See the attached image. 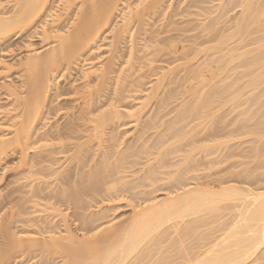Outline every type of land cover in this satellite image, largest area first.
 <instances>
[{
  "label": "bare ground",
  "instance_id": "6f19581e",
  "mask_svg": "<svg viewBox=\"0 0 264 264\" xmlns=\"http://www.w3.org/2000/svg\"><path fill=\"white\" fill-rule=\"evenodd\" d=\"M12 1L11 14L8 17L0 16V43L7 40L10 36H15L17 33L21 34L33 28L37 23H41L40 27L43 34H47L46 37L51 35L50 37L55 39V41H53L55 44L43 53L31 51L32 53L30 56L23 59L22 63L20 62L21 66L24 68L23 71H25L27 76L26 90L23 93L24 96L17 98V102L22 107V111L18 115L19 121L14 124L15 128L10 133V137H0V161L7 155L9 150H14L19 153L20 159L23 160V163L28 165L27 169L30 170L32 175H34L35 179V175L41 176L44 174V169H42L43 172H41V170H34L35 168L38 169V166L43 163L52 164L54 166L53 163L57 157L55 159L52 157L63 155V158L61 159L65 160V167L61 169L60 166L57 171L55 170L53 172V175H56L54 178L57 179V175L64 174L65 170L69 168L68 166L71 165L79 171V174H82L79 175L81 177L77 178V182H79L76 186L71 182L72 186L70 185L68 187H72L69 194H67L69 192L68 189L64 195L60 192L64 197L65 202H69L71 205H79V203L85 201H83V199L87 196L93 197L94 195H97V197L102 196V198L104 196L108 200L122 198L123 194L129 193L134 189H137L139 186V184L136 183L135 186H131L133 180H131V182L122 180L124 178H121L123 177L121 174L127 164H130L131 166L133 165V163H127L129 158H138V154H143L144 151L138 150L132 154H126L124 151V153L121 152L122 154L118 153L117 156H113L116 153L112 154V148L110 149L111 152L108 154L103 149H106L105 146L107 145L103 146V148L101 147L102 143L110 142V140H112V143L110 142L111 146L109 147H113V145L116 147L119 146L117 143L121 140L117 139L119 136L117 135V137H115V135L112 134L114 131H110L111 135H113V137H110V134H106L105 132L106 128H109L108 125L111 123L114 125L120 120V117L124 116L127 118H133V123H137L136 125L138 126L140 119H145L143 116L141 117L144 103H137V107L134 106L136 109L121 108L120 111L118 110L119 108L115 106V103L108 102V100L107 102L109 104H106L105 107V105H100L101 103L98 102V100L105 97V92L108 90L106 85H108L107 83L109 81H112L111 86L114 88L111 87V95L115 99L116 96H119L118 90H122L121 85L124 84V81L133 77L131 76L133 74L130 73L128 76H122L125 71L122 73L123 67H119V69L117 67L118 65L116 66L117 69L114 70L113 66H115L114 62L116 57L122 55L118 54L120 50L117 51V45H119L118 43H121L119 41L121 39L123 40V37L127 35L131 44H129L130 47L128 48V52L126 51L127 59H124L126 60L125 63L123 64L120 62L122 63L120 65H125L129 60H134L135 58L139 60L137 54H139L140 51L137 49L136 45L133 44L135 41L133 38L139 31H141L138 33L139 35L140 33H144L143 35L145 37V33L148 35L150 29H145V26L148 25L145 17H150L148 16V11L150 12L151 10L154 14L160 11L159 13L165 16L168 13L167 10L171 9L167 14V19L165 17L167 23L164 24L166 25L163 24L167 31L163 30L164 32H162V34H159L160 32H157L158 34H156L162 36L163 33L178 31L180 34L179 36L177 34V36L181 39L178 40L176 34H174L167 38L164 37V40L159 39L160 41H158L157 39L153 41L155 44V55L161 51L165 52L167 49L170 54H176L178 58L174 55L175 60L173 61H175V65L171 68H166V70L162 73L160 72L159 75L157 73L155 84L151 86V88L149 86L150 89L147 97H151L152 99L155 97V99L157 98L158 100V98H161L160 96H162L160 99L163 100L161 101L162 105L167 98L168 100H166V102L170 101L174 95L188 93V96H186L187 98L183 97L186 99V102L184 103L188 105V98L192 102H196L192 107H187L188 110L191 109V112L193 113L200 112V110H209L208 113H210V111H212L210 109H212L213 101H223L227 96H229V98H237L240 92L248 89L250 90V94L253 93L246 101L248 105H250L251 102L254 103V105L256 104L261 107L264 106V0H133L130 3L128 2L129 0H69L73 2L78 1V3L75 6L76 9L73 12L74 14H72L71 21L69 20L66 22L68 23V26H65L66 28L64 27L63 31L61 29L62 27H57L56 29L54 26H52L53 28L50 26L48 27L49 24L52 25V23L54 24L61 19L60 10L57 11V6H51V1H55L53 2L55 4L57 2L56 0ZM2 4L4 3L0 0V7L3 6ZM165 11L167 13H165ZM153 13L152 15H154ZM181 16L184 17V19L186 18V20L188 17L194 18H192V20H185L183 24L179 22L180 24H177L179 28H176V23H178L176 17H179L180 19ZM45 18H49L52 21L49 23L47 20H44ZM174 18L176 19V22H174ZM151 27H153V25ZM58 29L61 30L59 31ZM109 33H111L110 41L107 43L108 48H105L108 51L106 54H109V56L106 54L104 55L105 59L103 58V61L105 62L103 63V61H99L98 64H93L91 60H82L87 53L91 54L94 50L97 51L100 48H98L97 43L105 41V35ZM151 33L153 32L151 31ZM151 33L149 34L150 36L152 35ZM152 37L154 38L155 34L150 38ZM154 39H156V37ZM175 41L180 43L179 49L176 47L178 44ZM144 44H142V46ZM144 48L145 47L143 46L142 49ZM169 53L167 52V54ZM200 54L202 57L196 59ZM126 55L124 58H126ZM158 55H156V57H159L161 54ZM194 59L197 61L195 60V62ZM81 60L90 62L87 66H82L79 69L78 74L80 78H78L83 82L81 89H76L75 91L73 89L74 93L70 89V91L67 90L66 92L63 91L65 89H62L60 93L58 91L61 89L57 90L58 88H56L55 90V80H57L56 77H58V73L62 69L65 71L71 70V67L79 65L78 63ZM199 60L201 61L199 62ZM169 63L170 62H168V66ZM239 69L240 71L236 72ZM179 73L180 75L183 74L181 75L182 77ZM178 76L180 78H178ZM131 81H134V79ZM127 83L128 81L125 82L126 85ZM130 83H128L129 86L132 84H135V87L137 86L136 82L131 85ZM170 85H175L174 87L177 86L178 88V85H180L181 92H178L177 88V90L174 91L176 92L175 94L172 92H166V89L169 88L168 90L171 91L170 88H173ZM54 90L55 92H53ZM70 93L73 94V96L76 95V97H78L73 100L74 105H70L71 107H69L71 109L70 114H68V111L65 113V116L67 115V120L63 125H57L56 123L57 126H49L46 129L47 124L43 122L46 120L45 114L48 115V112L51 110L50 105L52 103L50 99L53 97L58 98L63 95H70ZM233 94H236V96H233ZM114 99L112 98L111 100L113 101ZM233 100H235V98L229 101ZM225 101H227V99H225ZM182 103L183 102H181V104ZM97 104H99V106ZM183 105L184 104H182V106ZM251 105L249 107H253ZM177 106H180V103ZM61 108H63V110L67 109V106ZM182 109H178L179 115L173 120H180V124L183 119L187 118V113H185L186 117L184 116V118L182 114L185 112L184 110H186V108L183 112ZM249 109L247 108L248 111ZM63 110L62 112L64 113L65 110ZM219 110L216 111L218 112ZM254 110L256 109H253L252 111L254 112ZM55 112H58V110H55ZM191 112L189 113L191 114ZM241 114L242 116L244 115L243 113ZM261 115L264 117L262 113ZM191 116L189 115L188 117ZM245 116L247 118L251 117L246 114ZM260 116L258 115L257 117L260 118ZM202 117L205 118V116ZM205 119L203 121H205ZM250 119L252 120L251 122H253L258 118L254 119V117H251ZM260 119L257 120L259 121L258 123L254 121L251 126L250 121H247V119L244 121L243 119L242 121H239V124L243 121L246 124L243 123L240 126L233 127L232 130L230 127V131H227L226 135L224 134V136H230L232 134L238 136L237 134H243L245 132V135L248 133V135L252 134L253 137H259L257 140L253 141L257 146L254 147L252 151L251 148L249 149L250 154L251 152L255 154L254 161H256V163L253 162L254 165L251 164L252 162L247 163L251 164V167H249V165L246 168L243 166L245 164L242 163V167L244 168L241 167V171L238 172L237 170L236 172V170H234L233 173H230L231 175L228 172L227 176H225L226 179L225 177H222L218 184L213 187H208L207 183V185L193 184V187L185 190L184 188L186 186L181 187L179 185V189L176 191L173 190L174 192L172 193H167V195L159 201L157 200L155 202L154 199L148 200L146 197L147 200L141 198L144 201L140 204H138V202V205L136 206L134 205L135 207L132 211V216L128 220H124L123 222L121 220L119 224H108L103 231L104 233L99 238L96 235L98 232H95L94 235L97 239H94V235L92 234L90 238L88 237L89 239L82 237L83 235L81 238L78 236V239L77 236L75 235V237L67 228L63 233L58 232L59 234L56 236H54L55 234H52L53 236H50L47 240H38L31 237L24 239L16 238L11 234L10 229L7 226L8 224L5 223L6 221L4 220V225L2 224L1 226L3 227L1 229L3 233V243L0 248V264L7 263L12 258L13 253L20 249L23 253L27 251L37 252V256H40L41 261H45L46 264L50 260H53L54 256L61 258V264H264V172H261L264 171V139L262 138L264 137V123L262 122L264 120H261L260 122ZM147 121L149 120H146V123ZM143 123H145V121ZM184 123L182 124L184 125ZM234 124H236V122ZM136 125L134 132L137 133V130L135 131V129H137ZM227 125L228 123L226 126ZM116 126L114 128H116ZM148 126L149 125L144 127L146 128ZM158 126H160V124ZM179 126L180 125H178V127ZM154 127L151 125V128ZM166 127L170 128L169 125ZM163 128H165V126L162 127V130ZM179 128H181V126ZM207 128L211 127L208 126ZM182 129L179 131L180 134ZM242 130L244 131L242 132ZM140 132H142V130ZM140 132H138V134ZM186 132L181 135L177 133L180 136L177 135L175 139H180L181 142L183 140L185 141V139L187 140L188 136L192 135L190 133L193 131L190 133ZM218 133L219 130L215 129L211 136ZM75 134L79 135L76 136ZM73 135H75V137H73ZM106 136L109 137V139H106ZM161 136L163 137V134H161ZM224 136L222 135V137ZM137 137L133 135L134 139L132 138V140H135ZM191 137L193 138L194 136H190V139ZM232 137L233 136L230 138L232 139ZM211 138L210 141L212 140ZM228 140L229 139H227V142ZM69 141H72V143ZM73 141L77 143H74ZM141 141L144 143L143 140ZM180 141H177L176 143L179 144ZM115 142L118 145H116ZM212 142L210 145H212ZM165 144L166 143H164V145ZM174 144L175 143H173V146ZM152 145H154V143ZM222 145L223 144H220L221 147ZM208 146L209 144H207L206 147L208 148ZM214 146L216 145L211 146L212 149L217 148ZM217 146L218 149H220L219 144ZM94 148H96L95 151H101V149H103L106 154L104 152H98L99 154H95L97 152H94ZM143 148L145 151L147 149L146 152L149 151L148 148H145V145ZM152 149H155V147L153 146ZM212 149H207V152L212 151ZM160 151L161 150H159L157 154H159ZM117 152H119V149ZM204 152L203 154H205ZM230 153L233 152L230 151ZM234 154L238 155V153ZM146 155L148 154L146 153ZM152 155L150 153L148 156L152 157ZM229 155L231 157V154H228V156ZM144 158L145 157L143 156L142 160ZM258 158L263 159L259 160ZM159 160L162 162L161 159ZM187 161L188 159H186V162ZM158 162L156 163L158 164ZM135 163L137 165V162ZM142 163H139V165ZM145 163L142 164L143 167L140 168V172H143V178H140H142V181L146 180L147 183V180L151 181V176L155 174V171L158 172V168L159 170L162 169L161 167H163V164H158L160 167L156 164L158 168L154 169L155 164L149 163V160L147 164ZM180 164L182 166V162ZM188 166L191 165L188 163ZM198 166L199 165H197V167ZM44 167L46 168V166ZM135 167L136 166H134V168ZM126 168L128 169V167ZM177 168L178 171L176 170V173L173 172L175 174V177L173 175L175 179L176 177L186 175V170L189 169ZM182 168H184V166ZM70 169L72 168L70 167ZM84 169H87V172L85 171L86 173H82ZM138 170L139 169H137V171ZM258 171L261 173H257ZM27 172L29 173V171ZM48 174H46V176H49ZM65 175L69 177L68 174L65 173ZM228 175L230 176L229 178H227ZM59 179L61 180L60 182L63 181V177L60 176ZM70 179L72 180L71 177ZM67 181L68 180L65 176V182L67 183ZM142 181H140V183ZM74 183L76 184V182ZM146 183L143 184L145 185ZM256 184H260V186H257ZM117 185H120V187ZM253 185H256V187ZM140 187L142 186L140 185ZM39 188L40 187H38V191L35 189L37 193H40ZM65 189L66 188H64V190ZM64 190L63 192H65ZM178 191L180 192L177 193ZM37 193L34 195L36 196ZM54 195L57 197L56 192ZM133 196L131 197L136 201V198L139 195L136 196V194H134ZM81 199L82 201L80 202ZM79 206H81V204ZM70 207H73V209L76 208V206ZM76 211L78 212L80 210ZM75 214L77 215L78 213ZM80 219L81 217L77 220ZM87 220L85 223L81 221V227L84 229L85 225L83 224H88L86 223L88 222ZM90 221L89 223H92ZM114 227L115 229L112 230ZM89 232L90 229L88 233Z\"/></svg>",
  "mask_w": 264,
  "mask_h": 264
},
{
  "label": "rangeland",
  "instance_id": "374dc122",
  "mask_svg": "<svg viewBox=\"0 0 264 264\" xmlns=\"http://www.w3.org/2000/svg\"><path fill=\"white\" fill-rule=\"evenodd\" d=\"M2 1L4 4H2L3 6L0 7V16L8 17L11 14L13 1L12 0H2ZM56 1L57 2L55 4L53 3L55 1H51V6L52 5H53V7L57 6V11L60 10L59 12L61 15V17H60L61 19L56 21L54 24L51 22L52 25L49 24L48 27L50 26L51 28H53L52 26H54L55 29L57 27L58 28L62 27L61 29L63 31L64 27L68 26V23H66V22H68L69 20L71 21L72 14H74L73 12L76 9L75 6L77 5L78 1H74V2L69 1V0H56ZM132 1L133 0H129L128 2L130 3ZM169 10H171V9H169ZM169 10H167L168 13L170 12ZM153 11H155V10H153ZM59 12H58V14H59ZM159 12L160 11H158L154 14L153 12H151V10H150V12L148 11L149 14L148 13L147 14L150 17H147V16L145 17L146 23L148 24L147 26H145V29H148V30L150 29L148 35H147V33H145L146 37L143 35L144 33L143 34L140 33V35H139L138 33L141 32V31H139L138 33L136 32L137 35L135 34V37L133 38L135 40V41L133 40L134 41L133 44L136 45L137 49H139V51L141 52V53L139 52V54H137L138 55L137 58H139V60L135 58L134 60H129L127 62V64H125V65H120L122 63L123 64L125 63L126 60H124V59H127L126 51L128 52V48L130 47L129 44H131L129 42L130 40L127 38V35H125V37H123V40L121 39L119 41L121 43H118L119 45H117V49H118L117 51L120 50V52L118 54L119 55L122 54L123 56L121 55L119 57L116 54L119 58L116 57V60L114 59L115 62L112 61L115 63V64L113 63L115 65V66H113L114 70L117 69L116 68L117 65H118L117 66L118 68L123 67L122 73L124 71L125 72L122 74V76L123 75L128 76L129 73L133 74L131 76H133L132 78L134 79V81H131V80H133L132 78L126 79V81H128V83L131 82L130 85L132 83L136 82L137 86L135 87V84H132L131 86H129L128 83L126 85L125 84L126 81H124L125 86H124V84H122L123 85V86L121 85L122 88L120 87L122 90H120V89L118 90L119 92L121 91L120 93L118 92V95L121 97L123 96V97L121 98L119 96L118 97L116 96L114 99V97L111 95V93H112L111 87H113V86H111L112 81H109L107 83L109 86L106 85L108 90H106V92H105L106 93L105 97H102L101 99L98 100V102L101 103V104L100 103L99 104L105 105V107H106V104H109L108 102L115 103V106L118 107L119 108L118 110H120V111H121V108H124V109L134 108V109H136L137 103L138 104L144 103V108L142 110L143 112H141L142 113L141 117L143 116L145 119L141 118L142 120L140 119V121H142V122L139 121L138 126L136 125L137 123L136 124L133 123V121H134L133 118H127L126 116H124V117H120V120L118 122H116L114 125H112V123L109 124L108 127L110 128V126H111L110 130H109V128H106L105 132H106V134H110V137L111 136L113 137V135H115V137H117V135L119 136L117 138L118 140L121 139L120 142H117L119 144V146L116 147L115 145H113L114 144V142H113V144H112L113 147H109V146H111L110 142L112 141V140H110V142L108 141L109 144H108V142L107 143L104 142V143H102V147H101V148H103V146L107 145L108 147L105 146L107 150L105 148H103L104 151H106V153H108V154L111 151H113L112 154L116 153L113 156H117L118 153L122 154V153H124V151L126 154H132L133 152L135 153L138 150L144 151L145 155L143 153V154H138V158L137 157H135V158L133 157L132 159L129 158L130 162L128 160L127 163H133V165L136 167L134 168L133 165L131 166L129 164L130 165L129 166L127 164L128 166L127 165L125 166V169L121 174V175H123V177L120 176L121 178H124L122 180L127 181V182L128 181L131 182V180H133L131 182V186L132 185L135 186L136 184H139L138 188L134 189L135 191L134 190L131 191L132 194H131V192H129V193H126L127 195L123 194L122 198L120 197L118 199H112V200H108L104 196H103V198H102V196L97 197V195H94V196L92 195L94 197V199H93V197H89V196H87L86 198L83 197L85 199H83V198L82 199H83V201L84 200L85 201L82 202L83 204L79 203V205L81 204V206L84 205V206H82L83 208L77 204L71 205V203L69 204V202H65V199L61 194L64 195V193H66L68 190H69V192L67 194L70 193L72 187H70V188H68V187L70 185L72 186V183L75 186L77 185V183L79 182V181L77 182V178L81 177V176H79L81 173L79 174V171L77 169H75L74 167H72L73 165H71V166H68L69 168L66 169L67 171L65 170L64 174L57 175V179L54 178L56 175L55 174L53 175V172L55 170L57 171L60 168V166H61V169L65 167L64 164L66 162H65V160L61 159V158H63V155H61V156L56 155V156L52 157L54 159L57 157L55 159L56 162L54 161V163H53L54 166L52 164L43 163L42 165H40L41 167L40 166H38L39 168L37 167L38 169L35 168L34 170H36V171L41 170V172H43L42 169H44V174L42 173L43 175H41V176L35 175V179L37 178L36 180H38V181H36L34 179V175H32L30 173V170L27 169L28 165H26V163H23V160L20 159L19 153L15 152L14 150H9L7 152V155L0 161V248H1V244L3 243V236H2L3 233L1 231V229L3 227H1V226L4 222V220L6 221L5 223L8 224L7 226L10 229L11 234L14 235L16 238H23L24 239V238L31 237V238H35L38 240H47V238H49L50 236H53L54 234H55L54 236H56L57 234H59L58 232L63 233V231L66 228L70 232H72V234H74V236L76 235L77 238H78V236H79V238H81L82 235H83L82 237H85V238L89 237L90 238V236L94 235L95 232H98V234H96V235L99 238L104 233L103 231L106 229L108 224H119L121 222V220H122V222L124 220H128L132 216V213H133L132 211H133L134 207L136 205L140 204L144 200L154 199L155 202L157 200L159 201L161 198H163L165 195H167V193H172V192L176 191L177 189L180 188V186L181 187L186 186L184 188L185 190L193 187L195 184H197V185H203V184L207 185L208 184V187H213V186H216L218 184V182L222 179V177L224 178L225 176H227L228 172L230 174L231 172L233 173L234 170H236V172H237V170H238V172L241 171V169L244 168V167H242V163L245 164L243 166H245L246 168L249 165H250L249 167H251L252 165H254V163H256V161H254L255 160L254 159L255 154H253V152H251V154H250L249 149L251 148V151H252V149L257 146V144L254 143L253 141L257 140V138H259V137H257V136L253 137L252 134L248 135V133H246V135H245V132L243 134L242 133L237 134L238 136H236L235 134H232L230 136L229 135L224 136V134L226 135L227 131L229 132L230 129L232 130L233 127L242 125L246 119H247V121H250L251 124L249 122H247L250 124V126L254 123V121H256L258 123L259 121H257V120H259L260 118H261L260 122H261V120H264V117L261 115V113L264 115V106L261 107V106L256 105V104H255L256 105L255 106L254 103L250 102V105L252 104L251 106H253V107H249L250 105H248V103L246 102L248 97L253 94V93L250 94V92H249L250 90L246 89V90L240 92L239 96H237V98L236 97L229 98V96H227V98H225V99H227L228 102L225 101V99L223 100L224 102L222 100L221 101H216V100L213 101L214 103H213V106L211 107L212 109H210V110H212V111H210V113H208L209 110H206L207 112L204 110H200V112L198 111V112H194V113L191 112V109L188 110V108L192 107L194 105V103L196 104V102H192L189 98H188L189 101H187L188 105L186 103H184V102H186L185 98H187L186 96H188L187 95L188 93L183 94V95L182 94L181 95H179V94L174 95V96H172L173 99L169 98L170 101H168V102H166V100H168V98L165 99L164 103H162V105H164V106L161 105V101H163V100H160V99L162 98V96H160L161 98H158V100H157V98L155 99V97L153 99L151 97H147V95L149 94V89L151 88V86H153L155 84V79L157 78V76H156L157 73L159 75L160 72L162 73L163 71L166 70V68L168 69V67L171 68L172 66H174L175 65V61H173V60H175L174 55L176 56V54H174V55L172 53L170 54L169 50L167 51V49H166L165 52L164 51L159 52L161 55L159 53L156 54V55L159 54L162 57H160L159 55H158L159 57H156V55H155V44L153 41L157 40V39H158V41H160L162 39L164 40L165 38H167L171 35L173 36L174 34H176V36H177V34H178V36H179V34H180L178 31L177 32L171 31L170 33L167 32L168 36H167V33H163L162 36L157 35L158 34L157 32H160L159 34H162V32L167 31L166 27L164 26L166 24H164V23H167L165 20L167 19L168 13L165 11V13H167V14L164 16ZM152 13L154 15H152ZM165 17H166V19H165ZM181 17H180V19H179V17H176V19L178 20V23H176V26H177V24L179 25L180 23L183 24V22H185L186 18L184 19V17H182V18ZM192 18H194V17H188L189 20H192ZM176 19L174 18V20H175L174 22H176ZM44 20H47L49 23H50V21H52L49 18H45ZM152 25H153V27H151ZM40 26H41V23H37L30 30L25 31L21 34L17 33V35H15V36H10L7 40L2 41L0 43V137H5V138L10 137V133L15 128L14 124H16L19 121L18 115L22 111V107L17 102V98H21L24 96L23 93L26 90L25 86H26L27 76L25 74V71H23L24 68L21 66L20 62L22 63L23 59H25L27 56H30V54L33 51H36L38 53H43L44 51L46 52L47 49L49 50V48L53 47V44H55V43H53V41H55V39L51 38L50 37L51 35L48 36L50 38L46 37L47 34L46 35L43 34ZM148 26H150V27H148ZM180 26H182V25H180ZM176 28H179V27L177 26ZM61 29H58V30L60 31ZM151 31L153 33H151ZM150 33L152 34L151 36H153V34H155L156 39H154L155 37L154 38L152 37L153 38V40H152V38H150L151 36L149 35ZM176 36H174V37H176ZM178 36H177L178 40L181 39ZM110 37H111V33L105 35V38H106L105 41H100L99 43H97L98 48L99 47L100 48L97 51H95L93 49L94 51L91 52V54L87 53L89 55L86 54L82 58V60H89V61L91 60L93 62V64L94 63L98 64L99 61L100 62L103 61L105 59L104 55L106 54V52L108 53V51L105 48H108L107 43H109L108 41H110ZM125 39L127 40V42ZM175 42L177 43L178 41H175ZM144 43H146V44H144ZM142 44H144L143 46L145 48L146 47H148V48L142 49V47H143ZM177 44L178 45H176V47L179 49L180 43H177ZM167 52L169 54H167ZM106 55L109 56V54H106ZM125 55H126V58H124ZM176 57L178 58V56H176ZM201 57H202V55L200 54V56L198 55V58L196 57V59H199ZM121 58H122V60H121ZM196 59H194V61ZM82 60L79 61V63H78L79 65L72 66L71 70L65 71L64 69H62L60 71L61 73L60 72L58 73V75H57L58 77H56L57 80H55V87H54L55 90H56V88H58L57 90L61 89L60 91H58L60 93L62 91V89H65V90H63L65 92L70 89L74 93V91L76 89H81V87L83 86V82H81V80L79 79L80 78V76L78 74L79 69H80V67H82V66L85 67V66H87V64L90 63V62L82 61ZM200 61L201 60H199V62ZM104 62L105 61H103V63ZM120 62H122V63H120ZM168 62H170L169 66H168ZM178 62H181V61H178ZM178 64H181V63H178ZM239 71H240V69L237 70L236 72H239ZM230 74H232V73H230ZM179 75H180V73H179ZM181 75H183V74H181ZM178 78H180V77L178 76ZM175 85H173V86L170 85L173 88H170L171 91L168 90L169 88L166 89V92H170V93L172 92L175 94L176 92H174V91H176L177 89H178L177 90L178 92H181L180 85H178L179 88L177 86L174 87ZM126 86L130 87V88H127ZM149 86H150V88H149ZM73 89H74V91H73ZM55 90L53 92H55ZM107 92H109V93H107ZM245 92H246V94H245ZM106 96H108V97H106ZM178 96H181V97H178ZM233 96H236V94H233ZM77 97H76V95L73 96V94H71V93H70V95H66V96L63 95V96H60L58 98H55V97L52 98L51 97L52 98V99H50L51 103H52L50 105L51 110L48 112L49 113L48 115L45 114L46 120H45V122H43V123L47 124L46 129L49 126L53 127V126L64 124V122L67 120V118H66L67 115L65 116V113H66V111H68V114H70L71 109L69 107L74 105L73 100ZM183 97H185V98H183ZM230 97H231V95H230ZM112 98L114 99L113 101L111 100ZM117 98H119V99H117ZM234 98H235V100L229 101V100L234 99ZM176 99H177V101H176ZM115 101H117L118 103ZM242 101H244V102H242ZM181 102H183L182 104L185 105V106L183 105L184 107L182 106ZM179 103H180V106H177V105H179ZM99 104H97V105L99 106ZM159 105H161V106H159ZM66 106H67V109H64L65 110L64 111L63 108H61V107H66ZM134 106H136V107H134ZM176 106H177V108H176ZM182 107H183V109H182ZM232 107H233V109H232ZM185 108H186V110H184ZM213 108H214V110H213ZM247 108L248 109L250 108L251 110L249 109V111H248ZM61 109L64 111V113L62 112ZM178 109H182V112H183V110L185 111L182 113L183 118L185 116V113H187L186 114L187 118L186 119L182 118L183 120H182L181 124L179 122L180 120L179 121L176 120L177 122L173 121L175 119V117L177 118L179 115ZM253 109H256V110H254V112H253L252 111ZM55 110H58V112H55ZM216 110H219L218 111L219 113ZM245 110H247V111H245ZM177 111H178V113H177ZM186 111H188V112H186ZM203 111H204V113L202 114ZM175 112H176V114H175ZM189 112H191V114ZM205 112H206V114H205ZM192 113H193V115H192ZM199 113L202 116H205L206 119L204 117H202ZM241 113H243L244 115L242 116ZM209 114H211V115L213 114L214 117H213V115L211 116ZM239 114H241V115H239ZM245 114L247 116L254 117V119H257V118L258 119L257 120L253 119L254 121L251 122L252 121L250 119L251 117L247 118L245 116ZM189 115L190 116L192 115L191 116L192 119H191V117H188ZM258 115L259 116L261 115L260 118L257 117ZM146 116L148 117V119ZM207 116H210V117H207ZM47 117H48V120H47ZM241 117L244 119V121L241 124H239L240 123L239 121L243 120ZM244 117H246V118H244ZM204 119H205V121H203ZM146 120H149V121H147V123H146ZM144 121H145V123H143ZM184 121H185V123H184ZM229 121H231V122H229ZM164 122H166V123H164ZM167 122H168V124H167ZM232 122H234V123L236 122L237 125L232 123ZM262 122L264 123V121H262ZM56 123H57V125H56ZM182 123H184V125ZM227 123H228V125L226 126ZM51 124H53V125H51ZM159 124H160V126L163 125L162 127L165 126V128H163V130H162V127L158 126ZM244 124H246V123H244ZM135 125L137 126V129H135V131L137 130V133L134 132V128H136ZM147 125H149L150 128H149V126L146 128L144 127ZM151 125L153 127L154 126L155 127L151 128ZM168 125L170 128L166 127ZM175 125H177V126H175ZM178 125H180L181 128H179L180 126L178 127ZM115 126H116V128H114ZM139 126H142V127H139ZM208 126L211 128H207ZM175 127H177V128H175ZM223 127H225V128H223ZM144 128H145V130H144ZM178 128H179V130H178ZM191 128H193V129H191ZM206 128L208 131L206 130ZM222 128H223V130H222ZM181 129H182L181 134H183L187 130L188 131L186 133H190L191 131H193L192 133H190V134H192L190 136H194V137L193 138L191 137V139H190V136H188L189 142H188V138H187V140L185 139V141L183 140L184 142L183 141L181 142L180 139L179 140L175 139L177 135L178 136L181 135L179 132ZM215 129L219 130V133L214 135V136H211V134L213 135ZM141 130H142V132H140ZM220 130H222V131H220ZM110 131H114V132H112L113 135H111ZM197 131H198V133H197ZM224 131H226V132H224ZM243 131L244 130H242V132ZM138 132H140L139 134H142L143 136L139 135ZM177 133H179L180 135ZM79 134H75V135L77 136ZM161 134H163V137L161 136ZM209 134H210V136H209ZM221 134L224 137H222ZM75 135H73V137H75ZM133 135H135V137H137V135H138V137L136 138L138 140H136V139L132 140ZM107 136H106V139H109V137H107ZM159 136H161V137H159ZM231 136H233L232 139L230 138ZM210 138L212 139L211 141H210ZM223 138L224 139L226 138V139L224 140ZM262 138L264 139V137H262ZM201 139H202V141H201ZM227 139H229L228 142H227ZM251 139H252L253 144L251 142ZM113 140H114V138H113ZM141 140H143L144 143ZM162 140L163 141L165 140V141L163 142ZM176 140L178 142L180 141V143L182 145L180 143L177 144ZM192 140H194V141H192ZM159 141H160V143H159ZM172 141H173V143H175L174 146H173ZM206 141H207V144H209L208 148L206 147L207 146ZM212 141L217 142V143H214ZM155 142H157V143H155ZM211 142H212V145H216L214 147H217V148L213 147L214 149H212V147H211L212 145H210ZM70 143H72V141ZM74 143H77V142H74ZM153 143H154V145H152ZM164 143H166V144L164 145ZM115 144H116V142H115ZM118 144H116V145H118ZM156 144H157V147H156ZM202 144L205 146H203ZM218 144H219L220 149H218V146H217ZM220 144H223L222 147L220 146ZM254 144H256V145H254ZM144 145H145V148L149 149L148 152H146L147 149L145 151V149L143 148ZM153 146L155 147L156 150L152 149ZM167 146H168V148H167ZM181 146H182V148H181ZM122 148H126V149H122ZM158 148H160V149H158ZM209 148H211L212 151L207 152V149H209ZM95 149L96 148L93 149L94 152H97L95 154H99L98 152H100V153L104 152L103 149H101L102 152L101 151H95ZM110 149H111V151H110ZM118 149H119V152H117ZM133 149H134V151H133ZM150 149H151V152H150ZM202 149H203V152L205 151L204 152L205 154H203ZM159 150H161V151L159 152V154H157V152ZM164 150H165V153H164ZM214 151H216V152H214ZM230 151L233 153H230ZM149 152L151 153V155L153 154L154 156L153 155H152V157L148 156V155H150ZM206 152H207V154H206ZM146 153L148 155H146ZM234 153H238V155H235ZM112 154H110V155H112ZM126 154H123V155H126ZM228 154H231V157L233 155L234 156L231 158L230 155L228 156ZM142 155L146 159L144 158L142 160V158H143ZM139 156H140V158H139ZM228 157H230V158H228ZM263 158H261V159L258 158V159L262 160ZM157 159L158 160L161 159L162 162H160V160L158 162ZM186 159H188L187 162L191 166H188ZM148 160H149V163L155 164L154 169L158 168L157 165L161 164V163L163 164L164 168L161 167L162 169H160V170L158 168L157 171L159 173L155 171L154 175L156 177L154 175L151 176L153 179L155 178L156 180L154 179V181H153V179L151 178V181L147 180V183H146V180H143V181L141 180L143 178V175H142L143 172H140L141 171L140 168L143 167L142 164H144L145 162L148 163ZM150 160H152V161H150ZM165 160H167V161H165ZM111 161H113V160H111ZM135 162H137V165ZM138 162L139 163L143 162L142 164H140L142 166H140ZM156 162H158V164ZM181 162H182V166L180 164ZM147 163H145V164H147ZM183 163H184V165H183ZM198 163H200V164H198ZM247 163H251L252 165L247 164ZM165 165H167V166H165ZM178 165H180V166H178ZM197 165H199V166L197 167ZM239 165H241V166H239ZM44 166H46V168ZM66 166H67V164H66ZM183 166H184V168H182ZM70 167L72 169H70ZM126 167H128V169ZM177 167H180L181 169L189 168V169H187L189 171L186 170V173H185L186 175H183L182 177H176V179H175L174 173H176L175 171L178 169ZM137 169H139V170L137 171ZM69 170H70V172H69ZM125 170H127V171H125ZM27 171H29V173ZM85 171L87 172V169L86 170L84 169L82 171V173ZM261 172L263 173L264 171H261ZM261 172L258 171L257 173H261ZM65 173L68 174L69 177L67 175H65ZM46 174H48L49 176H46ZM173 175H174V177H173ZM44 176H46L47 178ZM60 176L63 177L62 182H60L62 180V178H61V180L59 179ZM65 176L68 180L67 181L68 184L65 182ZM70 177L72 178L73 181L70 179ZM125 177L128 179H126ZM138 177L139 178L142 177V178L139 179ZM229 177L230 176L228 175L227 178H229ZM118 178H119V176H118ZM138 179L140 181H142L143 183H146V184L144 185L142 182L140 183V181ZM225 179H226V177H225ZM124 181H122V182H124ZM215 181H217V182H215ZM63 182H65V183H63ZM74 182H76V184ZM180 183H182V184H180ZM63 184H66L68 186L63 185ZM140 185L142 187H140ZM256 185H253V186L256 187ZM174 186H176V187H174ZM257 186H260V184H258ZM38 187H40L39 192L40 193L43 192V193H41V194L37 193ZM118 187H120V185ZM57 188H59V189H57ZM64 188H66V189L64 190ZM35 189H37V191ZM40 189H41V191H40ZM63 190L65 192H63ZM55 192H56L57 197H55V195H54ZM60 192H61V194H60ZM179 192L180 191H178L177 193H179ZM35 193H37L36 196L34 195ZM134 194H136V196L139 195V196H137L138 199L136 198V201H135V199H133ZM45 196H47V197H45ZM131 196H133V197H131ZM148 197H150V198H148ZM141 198L142 199L144 198V200H142ZM82 199L80 200V202L82 201ZM85 202H86V204H85ZM145 204H147V203H145ZM70 206H74V207L76 206V208L73 209V207H70ZM75 209L80 210V211L77 212ZM36 211H37V213H36ZM39 213H41L42 215ZM75 213H78V214L76 215ZM74 215L78 218L81 217V219L77 220L78 218H76ZM84 217H86V218H84ZM86 220L88 221L86 223H88L89 225L83 224V225H85L84 226L85 229H84L83 227H81L82 226L81 223L82 222L85 223ZM89 221L92 223H89ZM89 229H90V232H89L90 234L88 233ZM114 229H115V227L112 230H114ZM97 237L94 235L93 238L97 239ZM37 255H38L37 252H33V251L28 252L27 251V252L23 253L22 250L20 249V250H17L13 253L12 258L7 263H3V264H46L45 261H41L40 256H37ZM53 258L54 259L50 260L47 264H61V261H62L61 258H59L58 256L57 257L54 256Z\"/></svg>",
  "mask_w": 264,
  "mask_h": 264
}]
</instances>
